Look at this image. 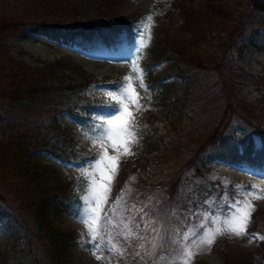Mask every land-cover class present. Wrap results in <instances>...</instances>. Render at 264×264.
Returning a JSON list of instances; mask_svg holds the SVG:
<instances>
[{
    "label": "trees",
    "instance_id": "obj_1",
    "mask_svg": "<svg viewBox=\"0 0 264 264\" xmlns=\"http://www.w3.org/2000/svg\"><path fill=\"white\" fill-rule=\"evenodd\" d=\"M190 1L179 0L177 3L188 27L202 21V13L188 7ZM8 5L5 3V8ZM41 5L45 12L36 14L33 19L0 22V40L5 39L9 31L29 30L60 44L80 47L94 56L116 58L136 49L134 22H117L114 19V0H95L96 13L90 21L80 16L78 1L74 2L73 13L76 16L72 23H67L69 15L54 0H44L39 7ZM204 9L213 17L220 18L225 25L222 30L227 31V35L221 43L224 55L220 60L203 62L197 57L187 56L183 47L163 41L152 54L159 59L157 63H176L174 69L166 76L158 77L153 70L154 65L142 64L152 93V105L166 109L167 118L164 121L152 118L136 124L144 140L159 136L161 129L169 128L175 132L176 145L172 156L180 158L184 143L193 147V155L182 170L149 186H146V179L139 182L142 191L159 189L171 206L189 213L195 212L204 200L197 187L210 184L212 192H217L216 185L219 184L215 181L188 187L183 181L195 182V179L209 177L215 161L264 176V95L248 104L239 100L241 80L248 73L239 67L231 72L232 63L227 59L233 58L232 53L243 57L250 47L262 49L258 43L264 36V0H247L241 15L229 30L225 22L232 13L211 2L204 3ZM46 12L53 16L48 17ZM51 71L52 66L32 69L15 64L9 51L0 49V123L10 132L9 141L0 143V164L3 163L0 167H4L0 170V185L6 186L0 190V214L14 230L18 245L15 260L7 259L6 264H65L74 235L62 234L51 228L50 208L74 218H79L83 210L80 195L71 194L72 181L53 187L42 186L34 174L29 175L23 169L25 160L20 155L27 158L47 154L61 162L87 165L95 157L85 156L74 148L57 124V117L67 113L85 133L97 136L103 123L99 118L114 113V108L106 105H117L90 98L84 92L98 84L109 85L115 90L120 80L75 82L65 77L51 78ZM256 80L264 88V77ZM212 109L216 116L206 124L207 112ZM255 138L260 140L259 148ZM154 148L147 143V150L140 153V157L156 154L151 166L162 169L166 151ZM14 156L20 159L15 165L18 164L22 173L12 169L14 162L11 157ZM228 185L234 188L241 184L229 180ZM221 193H216V199L225 205L231 203L228 198L224 200ZM256 223L257 229L264 232V218ZM261 247L264 251V241ZM226 264L244 263L227 260Z\"/></svg>",
    "mask_w": 264,
    "mask_h": 264
},
{
    "label": "rangeland",
    "instance_id": "obj_2",
    "mask_svg": "<svg viewBox=\"0 0 264 264\" xmlns=\"http://www.w3.org/2000/svg\"><path fill=\"white\" fill-rule=\"evenodd\" d=\"M43 1L0 0V22L11 23L22 21L23 18L33 19L36 14L45 12V9L42 8L43 4L39 7ZM54 1L59 3L63 12L69 15L68 20L66 19L67 23H72L76 16L73 13L74 2L78 1V11L83 19L90 21L96 13L95 0ZM178 1L114 0V19L117 22L133 21L137 33L136 49L133 52H125L116 58L90 55L80 47L65 46L29 30L7 32L5 39L0 40V49H7L15 64L32 69L52 66L51 78L65 77L70 81L84 82L86 80L123 81L125 77L130 76L133 87L139 94V103L143 105V108L138 109L131 100L123 101L128 105L129 111L133 113L135 125L140 121L152 118L164 121L167 118V111L163 107L152 105V93L149 90L147 74L142 63L156 64L153 70L158 77H164L174 69L176 63H157L159 59L152 54L154 49H159L163 41L183 47L187 56L191 58L197 57L203 62L220 60L224 55L221 43L224 42L227 31L223 32L222 29L225 25L220 18L213 17L205 11L204 3L211 2L232 13L231 18L225 22L229 26V30L241 15L247 0H192L187 5L198 13H202V21L190 27L185 25L184 15L177 6ZM5 3L9 4L8 8H5ZM47 16L51 18L53 15L49 12ZM148 17H152V19L148 20ZM149 32L150 41L148 39ZM259 40L258 45L262 49L250 47L245 51L243 57L235 56L232 53L233 58L231 56L227 58L228 62L232 63L231 72L239 67L248 73L241 80L242 87L238 93L239 100L247 104L261 99L264 95L263 86L258 85L256 80V78L264 77V36ZM134 67L139 71H134ZM108 90H112L109 85L98 84L88 87L84 94L90 98L118 104L119 100H113L106 94ZM112 115L99 119L105 121ZM215 116L216 111L213 109L208 111L206 124L211 123ZM57 122L78 152L88 157H95L90 163L87 165L74 161L63 163L47 154H36L27 158L20 155V157L25 160L24 168H22L27 170L29 175L34 174V178L39 179L42 186L53 187L72 181L74 184L71 194L80 195L83 202V210L79 218H74L66 212H56L53 207L50 208L49 223L51 228L62 234L74 235L65 256V264H172L184 244V235H189L187 243L191 245L208 229H214L218 223L223 226L222 221L230 211L229 205L235 203L236 200L245 198L242 194L243 190L253 189L255 186V190L264 196V177L249 173L245 168L215 161L209 177L203 180L195 179V182L186 179L183 182L188 187H194L195 184H209L216 181L219 184L216 185L215 191L217 192H212L210 184L202 188L197 187L204 196L203 203L195 212L183 211L178 207L171 206L161 190L148 187L149 191L144 192L139 184L140 179H146V186L156 184L163 179L166 180L172 173L182 170L192 157L193 147L186 143L182 145L183 151L179 155L180 158L172 156L175 153V148H173L176 145L175 132L169 128L161 129L159 136H151L150 139L144 140L136 128L137 142L129 144L133 154L126 155L123 153L124 144L122 142L117 144L116 149L113 148L111 142L101 144L97 141L94 143L93 138L96 136L85 133L67 113L60 114L57 117ZM190 133L188 132V134ZM100 134L101 129L97 136ZM9 137L10 132L5 125L0 123V143L6 144ZM123 139L127 140V137L124 136ZM255 141L259 148V139L256 138ZM147 143L154 145L158 150L166 151L162 158L164 162L162 166L165 165L162 169H155L151 166L156 154L140 157V153L146 152ZM105 150L109 156L119 157V171L112 182L111 193L101 212L100 231L102 236L98 237L95 243L101 245L97 255L103 259L98 260L93 255V244L89 243L91 239L89 229L81 222L87 208L82 198L87 195L86 189L88 188V177L84 170L90 169L96 157ZM11 160L14 162L13 171L21 172L18 164L15 165L20 159L14 156L11 157ZM3 168V166L0 167V170ZM107 175H110V165L105 169V176ZM97 179L100 178L97 177ZM229 180L238 181L242 187L229 188ZM4 188H6L4 184L0 185V190ZM219 192H222L221 196L224 200L228 198L231 203L225 205L222 203L223 201L219 202L216 199V193ZM117 199H119L118 204L116 203ZM248 199L256 205V210L252 214L247 234L237 237L226 232L223 236H217L215 243L210 247L206 244L194 246L192 251L196 255L192 264H226L227 260L244 264H264V251L261 247V243L264 241V232L257 229L256 223L260 218H264V199L257 200L252 197ZM109 217L113 219L117 227L104 225L105 218ZM121 220L131 221L133 230L147 239L133 240L129 246L128 242L119 235V232L123 230L120 224ZM137 225L139 227H136ZM157 234L161 238L157 243L162 246H158L153 251L152 241ZM15 236L14 230L0 214V264H6L7 259L10 258L15 260L18 252ZM253 236L257 238L253 239ZM108 239L126 249L123 256L117 258L108 251L105 243ZM174 239L177 240V243H173ZM141 243L144 244V248L139 247ZM136 252H139L140 255L137 256Z\"/></svg>",
    "mask_w": 264,
    "mask_h": 264
},
{
    "label": "snow or ice",
    "instance_id": "obj_3",
    "mask_svg": "<svg viewBox=\"0 0 264 264\" xmlns=\"http://www.w3.org/2000/svg\"><path fill=\"white\" fill-rule=\"evenodd\" d=\"M148 20H151L152 17H148ZM148 39L150 41L151 35L149 32ZM134 71H139L134 67ZM106 94L111 97L113 100H119L117 105H106L108 107L114 108V114L103 121L101 125V134L94 137V143L99 141L101 144L105 142H111L113 148H117L118 143H123V153L126 155H132L131 148L129 147L130 143L137 142L136 136V125L134 123L135 117L133 113L129 111L128 105L123 103V101L131 100L136 104L138 109L143 108V105L139 103V94L135 91L132 78L130 76L125 77V79L119 82V86L115 90H108ZM126 136L127 140H124L123 137ZM110 165V175L105 176V169ZM119 171V157L118 156H109L107 150H105L101 155L96 157L94 164L90 169L84 170L85 175L88 177V188L86 189L87 195L82 199L87 205L85 209V214L81 219V222L84 223L90 234L89 243L93 244V255L96 256L98 260H102L103 257L97 255V252L100 250L101 245L96 244L95 241L98 237L102 236L100 231V220L101 212L104 210V205L107 203L108 197L111 193L112 182L114 181L116 175ZM97 177L100 179L98 180ZM239 187V186H237ZM244 199L236 200L235 203L229 205V214L222 221L223 226L219 223L214 229H208L204 234L194 240L191 245L187 243L189 240V235L185 234L183 237L184 244L181 246V251L173 259L172 264H192V261L196 255L192 251V248L198 247L199 244H206L209 247L215 243L217 236H223L227 232L228 234L235 235L237 237L247 234V228L251 223L252 214L256 210V205L251 202L249 197L260 200L264 199V196L260 195L259 192L253 189L243 190ZM116 203H119L117 199ZM120 224L123 227V230L119 232V235L128 242V245H131L133 240H145V236H140L136 231L133 230L131 226V221L125 222L124 220L120 221ZM104 225H112L117 227L114 224L112 218H105ZM136 227H139L137 225ZM256 236H253V239H256ZM161 239L159 234L153 238L152 249L153 251L162 245H158L157 241ZM108 251L113 254L115 257L123 256L126 249L121 248L118 244L113 243L111 239L105 241ZM173 243H177V240H173ZM140 248H144V244L139 245ZM136 255L139 256L140 253L136 252ZM143 259V257H141ZM161 259H164L161 257Z\"/></svg>",
    "mask_w": 264,
    "mask_h": 264
}]
</instances>
